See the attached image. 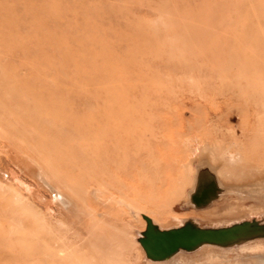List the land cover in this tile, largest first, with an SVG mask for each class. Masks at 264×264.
<instances>
[{"label":"rangeland","instance_id":"rangeland-1","mask_svg":"<svg viewBox=\"0 0 264 264\" xmlns=\"http://www.w3.org/2000/svg\"><path fill=\"white\" fill-rule=\"evenodd\" d=\"M0 264H264V0H0Z\"/></svg>","mask_w":264,"mask_h":264},{"label":"water","instance_id":"water-1","mask_svg":"<svg viewBox=\"0 0 264 264\" xmlns=\"http://www.w3.org/2000/svg\"><path fill=\"white\" fill-rule=\"evenodd\" d=\"M181 238H184L183 242H181ZM193 241L194 240L189 239L180 233H175L157 237V240L152 244H149L147 249L152 256L158 259H163L171 255L179 245H182L183 243L192 244Z\"/></svg>","mask_w":264,"mask_h":264},{"label":"bare ground","instance_id":"bare-ground-1","mask_svg":"<svg viewBox=\"0 0 264 264\" xmlns=\"http://www.w3.org/2000/svg\"><path fill=\"white\" fill-rule=\"evenodd\" d=\"M212 171H213V170H212ZM212 171H211V172H212ZM209 174H210V173H209ZM219 183H220V182H219Z\"/></svg>","mask_w":264,"mask_h":264}]
</instances>
